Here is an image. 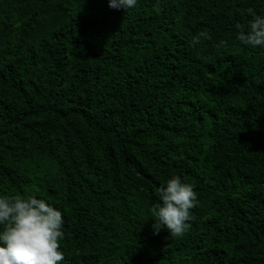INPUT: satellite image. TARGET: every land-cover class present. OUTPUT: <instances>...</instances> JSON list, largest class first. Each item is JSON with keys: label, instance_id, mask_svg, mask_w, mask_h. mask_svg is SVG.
Wrapping results in <instances>:
<instances>
[{"label": "trees", "instance_id": "trees-1", "mask_svg": "<svg viewBox=\"0 0 264 264\" xmlns=\"http://www.w3.org/2000/svg\"><path fill=\"white\" fill-rule=\"evenodd\" d=\"M264 0H0V195L64 216L60 264H264ZM198 30L212 39L191 44ZM223 40L222 46L214 42ZM190 228L154 233L171 175Z\"/></svg>", "mask_w": 264, "mask_h": 264}, {"label": "clouds", "instance_id": "clouds-1", "mask_svg": "<svg viewBox=\"0 0 264 264\" xmlns=\"http://www.w3.org/2000/svg\"><path fill=\"white\" fill-rule=\"evenodd\" d=\"M112 8L129 10L138 0H107ZM242 19L234 23L235 39L250 48L264 49V11L248 6ZM212 39L206 30H198L191 37L193 46ZM225 42L218 40L215 46ZM156 199L147 208L152 218L151 228H162L169 235H183L194 218L195 186L171 175L155 189ZM64 216L60 208L35 193L28 195H0V264H60L65 253L61 241L65 238Z\"/></svg>", "mask_w": 264, "mask_h": 264}]
</instances>
